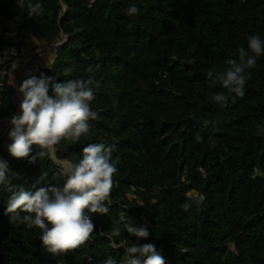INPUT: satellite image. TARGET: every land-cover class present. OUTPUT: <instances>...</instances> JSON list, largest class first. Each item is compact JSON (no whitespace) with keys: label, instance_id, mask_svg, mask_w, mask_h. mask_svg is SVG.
I'll use <instances>...</instances> for the list:
<instances>
[{"label":"trees","instance_id":"trees-1","mask_svg":"<svg viewBox=\"0 0 264 264\" xmlns=\"http://www.w3.org/2000/svg\"><path fill=\"white\" fill-rule=\"evenodd\" d=\"M40 2L43 14L30 16L18 0H0V120L16 112L9 82L22 57L3 55L17 45L8 34L34 39L35 50L65 35L51 49V66L34 74L57 82L92 77L98 116L87 137L58 146L57 159L76 163L87 144L104 143L115 145L120 163L107 215L89 213L91 239L65 256L44 249L38 228L10 223L12 192L0 189V264H104L109 257L120 264L126 247L147 243L167 264H264V55L246 70L243 97L207 77L237 59L238 48L247 50L250 35L264 39V0ZM130 5L139 13L129 16ZM219 92L228 96L223 105L211 99ZM10 143L0 134V158L20 177L12 190L31 189L41 171L47 176L37 187L63 185L57 162L16 159ZM127 219L146 226L148 238L128 233ZM113 226L121 229L120 247L108 239Z\"/></svg>","mask_w":264,"mask_h":264},{"label":"clouds","instance_id":"clouds-1","mask_svg":"<svg viewBox=\"0 0 264 264\" xmlns=\"http://www.w3.org/2000/svg\"><path fill=\"white\" fill-rule=\"evenodd\" d=\"M18 2L22 8H28L30 16L43 14L40 0ZM139 11L135 5L126 10L129 16ZM237 52V59H228L223 70L210 69L207 77L213 87L219 83L229 94L243 97L247 81L251 79V73L246 70L253 68L257 57L264 55V39L250 35L247 50L240 47ZM98 86L92 77L57 82L53 77L41 74L40 77L30 75L23 80L17 89L22 94L20 112L10 121V155L16 159H29L32 163L45 157L55 161L59 145L79 143L87 137L92 128L90 121L98 116L91 107L95 100L94 87ZM211 99L223 105L228 96L219 92ZM33 146L38 149L36 155H32ZM114 150L115 145L89 143L83 148L78 162H61V175L65 177L62 186L37 187L47 176L41 171L36 183L28 190L22 186L12 190V181L19 179V174L11 172L8 163L0 158V189L12 192L5 212L10 223L24 224L29 229L38 228L44 249L55 256H65L80 249L95 231L89 213H108L106 204L110 202L120 163L119 157H113ZM184 207L187 209L190 205L185 204ZM124 228L141 239L149 236L146 226H133L128 219ZM120 236V227L113 226L108 234L112 247H120L115 240ZM104 264H116V261L109 257ZM120 264L167 262L154 244L147 243L126 247Z\"/></svg>","mask_w":264,"mask_h":264},{"label":"crops","instance_id":"crops-1","mask_svg":"<svg viewBox=\"0 0 264 264\" xmlns=\"http://www.w3.org/2000/svg\"><path fill=\"white\" fill-rule=\"evenodd\" d=\"M16 19L17 20H21V23H22V17L21 16H18ZM9 24L12 27V23L10 22ZM22 34L26 36L25 31H23ZM8 35L9 36L11 35L12 37H14V34H8ZM21 40H23V39H21ZM32 41L36 45V41L34 39H32ZM35 45H32L31 48H33ZM52 48H54V47H47L46 49L47 50L48 49L51 50ZM33 50L34 49H32V50L30 49L29 51L32 52ZM43 51L38 52V50H35V55L34 54L33 55H27L28 50L24 48V53H23V55L21 57V60L16 62L13 65L12 76L10 78V82L9 83L13 86V88L15 90V96H14L13 100H14V104L16 105V112L12 116L17 115L20 112V103L22 101V94L19 93L17 91V89L21 85L23 80L27 79L30 75H35L34 71H32L30 66H31V63L34 61V59L37 57V54L42 53ZM50 56L51 57L55 56V52L53 50H52ZM53 59H54V57H53ZM26 66H29V67H26ZM19 68L23 69L22 72H19ZM20 76H21V78H20ZM12 116L7 118V119L0 120V134L2 135V137H5L6 142L10 141L9 131H10L11 127H12V125L10 123Z\"/></svg>","mask_w":264,"mask_h":264},{"label":"rangeland","instance_id":"rangeland-1","mask_svg":"<svg viewBox=\"0 0 264 264\" xmlns=\"http://www.w3.org/2000/svg\"><path fill=\"white\" fill-rule=\"evenodd\" d=\"M12 23V28L13 29H17L21 26V20H17L16 18H14L13 20H11ZM11 36V35H10ZM12 37V36H11ZM14 39V41L20 44V42L23 43V46L25 49L28 50L27 55H35V49L37 44L35 45V43L32 41V39L29 38H23V40H21L22 38H20L19 36H14L12 37ZM32 45H35L33 48ZM34 49L32 52L29 50ZM52 50L50 49H44V51L42 53L37 54V57L34 59V61L31 63L30 68L32 69V71H35L36 69H45V68H49L52 64V60L54 56H50L51 55ZM51 57V58H50ZM29 67V66H26ZM23 69L19 68V72H22ZM21 78V76H20ZM60 166H61V161L57 162Z\"/></svg>","mask_w":264,"mask_h":264},{"label":"built area","instance_id":"built-area-1","mask_svg":"<svg viewBox=\"0 0 264 264\" xmlns=\"http://www.w3.org/2000/svg\"><path fill=\"white\" fill-rule=\"evenodd\" d=\"M44 48L43 46H39L38 48V52H41L43 51ZM24 53V49L17 46V45H13V46H10L9 48H7L4 52H3V55L6 56V57H20L22 56Z\"/></svg>","mask_w":264,"mask_h":264},{"label":"water","instance_id":"water-1","mask_svg":"<svg viewBox=\"0 0 264 264\" xmlns=\"http://www.w3.org/2000/svg\"><path fill=\"white\" fill-rule=\"evenodd\" d=\"M65 10H67V7H65ZM63 38H64V41L62 43H60L58 45H52L50 47H57V46L63 45L68 40V38L65 35H63ZM43 48L46 49L47 47L43 46ZM58 161H59L58 159L55 160V162H58Z\"/></svg>","mask_w":264,"mask_h":264}]
</instances>
